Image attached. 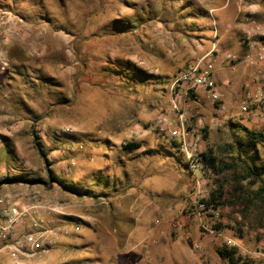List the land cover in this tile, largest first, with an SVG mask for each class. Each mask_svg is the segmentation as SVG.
Wrapping results in <instances>:
<instances>
[{"label":"rangeland","instance_id":"obj_1","mask_svg":"<svg viewBox=\"0 0 264 264\" xmlns=\"http://www.w3.org/2000/svg\"><path fill=\"white\" fill-rule=\"evenodd\" d=\"M227 3L0 0L31 25L25 35L8 41L17 45L11 58L7 54L6 70L0 64V196L18 194L21 208H33L45 220L54 218L70 229L34 255L28 248L15 255V239L0 240V264H147L140 247L133 246L144 238L147 223L163 213L171 228L176 214L185 215L207 235L196 241L202 256L194 251L193 239L175 241L184 246L189 264H219L218 249L228 238L241 245L239 252L253 264L263 263L253 253L264 250V177L242 176L246 165L258 170L264 164V61L259 66L237 61L232 67L226 54L242 59L249 40L264 43L258 31L264 28V0ZM250 28L255 33L249 39L244 30ZM214 46L224 109L192 93L180 105L203 133L201 151L211 150L222 168L216 172L201 164L195 174L207 201L215 193L217 204H210L220 212L216 231L209 233L189 204L195 175L173 152V142L157 136L153 126L160 114L174 116L169 107L177 72ZM129 62L154 75L143 78ZM249 83L254 86L244 110ZM124 142H140L141 147L126 150ZM14 176L21 179L6 180ZM112 197L124 203L121 215L112 214V204L109 215H99ZM145 200L155 201L152 208H144Z\"/></svg>","mask_w":264,"mask_h":264},{"label":"built area","instance_id":"obj_2","mask_svg":"<svg viewBox=\"0 0 264 264\" xmlns=\"http://www.w3.org/2000/svg\"><path fill=\"white\" fill-rule=\"evenodd\" d=\"M31 26L24 17L10 8L0 5V64L1 70H6L9 65L7 52L4 45L13 38L23 36V32ZM261 38L264 39V28L258 29ZM255 33V31H254ZM254 35V34H253ZM251 38V37H250ZM249 38V39H250ZM250 41L249 53L244 58L227 53L226 58L235 67L237 61H243L246 64L259 66L264 61V43H259L255 39ZM216 46L197 60L189 63L180 69L172 80V91L170 100V109L174 112V116L168 113L158 115L155 120L153 131L160 137L169 138L172 144V150L175 154L181 155L189 170L195 175L200 168L201 142L203 133L196 127L191 125L187 112L181 108V98L188 93H194L197 96L198 91L204 90L207 96L214 104H217L216 110L221 111L225 105L223 103V94L219 89L215 78V61L214 53ZM36 55H40L39 51H35ZM250 95L247 96L246 104L243 109L248 110V102ZM245 102V101H244ZM128 142H124L127 144ZM123 144V145H124ZM192 188V197L189 204L192 206V215L199 221L201 228L209 233H214L216 228L213 224L221 219L220 212L213 204H208L205 199V193L201 180L194 176ZM33 198L38 202L39 194L35 193ZM18 194L7 193L0 196V210L3 222H0V240H14V254L23 253L24 248L30 249L34 255L38 248L44 246L45 243L51 244L54 239L61 235H67L70 231L68 224H59L54 218L45 220V218L37 215V210L33 208L20 207L18 204ZM36 207V206H34ZM28 222V223H25ZM26 224V225H23ZM24 227L22 237L17 238L19 227ZM227 246L241 247L235 240L228 238ZM197 255L202 256V247L199 242L192 245ZM240 249V248H239ZM243 250L242 253H245ZM249 253V251H247ZM255 258L264 262V250H257L253 253Z\"/></svg>","mask_w":264,"mask_h":264},{"label":"crops","instance_id":"obj_3","mask_svg":"<svg viewBox=\"0 0 264 264\" xmlns=\"http://www.w3.org/2000/svg\"><path fill=\"white\" fill-rule=\"evenodd\" d=\"M229 2L230 0H228V3ZM217 10H219V8ZM244 31H245L244 34H246L247 38H250L253 36V33L255 30L250 28ZM23 35H25V33H23ZM14 41H10L6 43L7 46H5V51L7 52V54L9 53L10 58L12 57V52L14 49L13 47L17 45L16 42ZM248 49L249 48H247L246 46L244 47L245 55L247 54V52H249ZM249 84L252 85L251 89L248 90L249 95H251L252 88L254 85L252 83H249ZM197 96L200 99V98L207 96V94L204 90H200L198 91ZM120 196H123V195H120ZM107 201H108L107 204H109V207L107 209L101 210L99 212V215L101 216L109 215L111 213L110 204H112V206L115 207L112 214L115 216H120L123 210L119 209V207H123L124 205V203H122L120 198L112 197L111 199L108 198ZM154 202H155L154 200H145L143 202V206L146 209L150 208V206L152 208V205L154 204ZM183 205H184V202L181 200V204L179 206H183ZM152 214H155V213L152 212ZM160 214L162 213H158L157 216L159 217ZM165 216H167V213H165V215L163 213V216L162 215L160 216L162 219L154 218V221H151L149 224L147 223L148 228L146 227L145 231L143 232L145 233L144 238L139 243H137L140 246L136 244L135 246H133V248L140 247V252L142 254L141 255L142 260L147 262V264H189L188 260L185 259V256H184V252H185L184 246L181 244L176 246L175 241L179 238H182L184 242H187L189 239H193V242L194 241L196 242L200 239L201 241H203V240H207L205 239L207 235L202 236L199 230L194 227L195 226L194 223H190V220L185 215L176 214V218H175L176 222L174 221L172 228L169 225H167V221L169 220L165 218ZM168 216H170V214ZM128 219L131 220L132 223L134 221V225H135V219H133L129 215H128ZM155 221H157L156 224H155ZM161 224L165 228L160 229L159 225ZM167 227H170L171 229ZM131 231H136L134 229V226L132 227ZM168 231L171 232L170 235H172V237L173 235L175 237L171 238L170 236H168ZM151 240L153 241L151 242ZM204 248L208 255L206 256V258H209V261L210 260L212 261V259L210 258L211 255L209 251L206 249V246H204ZM216 260L218 261L219 264H230L227 259L222 258L219 254L216 257ZM202 261L206 262L205 259H202ZM262 264H264V262Z\"/></svg>","mask_w":264,"mask_h":264},{"label":"trees","instance_id":"obj_4","mask_svg":"<svg viewBox=\"0 0 264 264\" xmlns=\"http://www.w3.org/2000/svg\"><path fill=\"white\" fill-rule=\"evenodd\" d=\"M125 25H127V24H125ZM129 65L132 67L131 69H134V71L137 70V72H139V74L142 75L143 78H145V76H153L154 75L150 72H146L145 70L139 68L133 62H129ZM192 94L195 95L194 93H192ZM252 137H254V136H252ZM35 145H36L37 149L39 150L40 154L44 158H46V156L43 153V151L41 150V148L37 145V142H35ZM244 145H246V144H244ZM122 147L126 150L133 151V150L141 147V144H140V142H128L127 144L122 145ZM200 157H201L200 163L203 165V168H210L216 172H222V168L220 167V165L218 163V159L216 156H214L212 154L211 150L208 152L202 151L200 154ZM246 169H247V174L242 176V177H244V178L253 177L255 180H262L263 179V177H264V164L261 165L258 168V170H255L253 167H251L249 165H246ZM48 173H49L50 177H53V172H52V170H50V168H48ZM20 177L21 176L8 177L6 180H8V181L19 180V179H21ZM29 181H35V179L29 180ZM0 184H1V181H0ZM73 191L78 193V194L85 193V192H81V190H78L77 188H73ZM263 191H264V188H261L260 189V195ZM212 202L217 204L215 193H212L211 199L207 201L208 204H210ZM216 227H219V225H217ZM239 251H240L239 248L233 247V246L230 247L227 245L222 246V248L218 249L219 255L222 258L227 259L230 264H253L252 258H249V257L241 254V252H239Z\"/></svg>","mask_w":264,"mask_h":264}]
</instances>
